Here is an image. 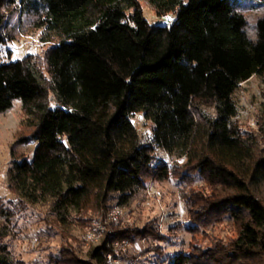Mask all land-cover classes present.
Masks as SVG:
<instances>
[{
	"label": "trees",
	"instance_id": "1",
	"mask_svg": "<svg viewBox=\"0 0 264 264\" xmlns=\"http://www.w3.org/2000/svg\"><path fill=\"white\" fill-rule=\"evenodd\" d=\"M141 1L0 0V47L11 39L3 8L16 2L39 15L51 43L41 55L0 62V113L19 100L21 141L35 144L31 157L11 150L9 187L20 202L51 204L65 227L175 177L186 229L196 234L226 219L235 236L161 264H264V102L257 131L235 122L241 84L264 77V17L252 39L246 13L264 0H146L159 16L174 12L170 24L150 23ZM139 112L153 123L151 142H141L132 122ZM157 149L183 162L170 165ZM197 178L202 188L193 187ZM9 215L0 200V216ZM6 235L0 264H24L3 244ZM137 238L168 240L157 229L107 231L90 261L69 249L52 261L108 264L116 241Z\"/></svg>",
	"mask_w": 264,
	"mask_h": 264
},
{
	"label": "rangeland",
	"instance_id": "2",
	"mask_svg": "<svg viewBox=\"0 0 264 264\" xmlns=\"http://www.w3.org/2000/svg\"><path fill=\"white\" fill-rule=\"evenodd\" d=\"M141 5L150 23L170 24L175 19L174 12L157 15L146 0H142ZM3 10L6 14L4 30L11 39L0 47V62L29 54L41 55L51 45L43 40L44 29L38 24V14L23 11L19 2L7 3ZM246 13L248 34L255 39L256 23L264 17V1L249 4ZM235 99L239 106L236 124L247 132L257 131L259 110L264 102V77H253L242 83ZM52 103L55 106L54 98ZM202 108L209 114L215 113L213 107L203 105ZM22 119L19 100L14 101L10 110L0 113V200L10 211L8 219L0 216V232H7L3 244L8 246L14 260L24 264H68L55 263L52 256L59 254L61 249H69L74 251L75 260L90 261V250L103 242L107 231L149 228L157 229L168 240L137 238L116 241L111 252L112 260L118 259L119 264H161L169 254L189 251L193 245L207 248L216 240L228 241L235 236L233 224L226 219L212 223L196 234L186 229L190 216L175 177L160 182L150 181L125 205L112 200L108 202L105 212L90 211L81 220L72 218L73 221L65 227L59 225L51 204L20 202L18 195L9 187L7 173L12 161L11 150L15 149L18 155L31 157L35 147L33 142L21 141L25 135L20 132ZM131 119L141 142H151L153 123L142 112L135 113ZM156 154L170 165L174 161L182 163L184 159L176 160L163 149H157ZM203 186L204 182L199 178L193 184L196 189ZM149 246L160 249L150 251ZM107 261L108 264H117L109 261V258Z\"/></svg>",
	"mask_w": 264,
	"mask_h": 264
},
{
	"label": "built area",
	"instance_id": "3",
	"mask_svg": "<svg viewBox=\"0 0 264 264\" xmlns=\"http://www.w3.org/2000/svg\"><path fill=\"white\" fill-rule=\"evenodd\" d=\"M107 257L109 258V261H111L112 263H117V264H119L118 259H113V260H112V254H111V253H109Z\"/></svg>",
	"mask_w": 264,
	"mask_h": 264
}]
</instances>
